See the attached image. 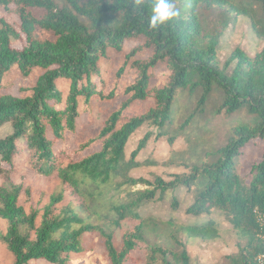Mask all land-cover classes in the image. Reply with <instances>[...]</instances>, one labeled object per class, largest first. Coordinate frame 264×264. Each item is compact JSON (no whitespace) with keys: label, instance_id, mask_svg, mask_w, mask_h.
Masks as SVG:
<instances>
[{"label":"trees","instance_id":"trees-1","mask_svg":"<svg viewBox=\"0 0 264 264\" xmlns=\"http://www.w3.org/2000/svg\"><path fill=\"white\" fill-rule=\"evenodd\" d=\"M154 4L0 0V9L17 19L0 17V129L9 124L11 130L0 138V176L26 165L41 176H59L83 199L65 201L61 193L28 210L20 203L22 186H1L0 218L8 228L0 241L13 264H138L136 253L148 227L142 210L167 197L178 210L177 193L183 188L193 195L186 213L197 221L171 223L182 250L175 254L159 247L154 257L191 264L177 234L214 240L220 235L213 216L218 214L246 239L235 264H262L264 153L252 164L248 185L237 164L250 142L264 141V49L249 56L236 48L223 66L218 57L226 29L240 16L249 17L264 39V0H194L189 10L178 3V17L151 28ZM213 9L224 14L219 28L203 13ZM128 42L136 44L130 51ZM16 81L19 94L13 91ZM216 91L222 97L218 114L251 116L237 122L218 157L170 179L135 177L132 171L143 165L136 158L152 136L173 142ZM185 93L198 100L179 127L176 106ZM94 100L105 109L103 125L93 131L87 124L94 119ZM144 127L148 130L129 157L128 144ZM202 215L207 216L201 220ZM125 222L132 223L129 229L123 228ZM96 231L105 255L86 246L85 238Z\"/></svg>","mask_w":264,"mask_h":264},{"label":"rangeland","instance_id":"rangeland-1","mask_svg":"<svg viewBox=\"0 0 264 264\" xmlns=\"http://www.w3.org/2000/svg\"><path fill=\"white\" fill-rule=\"evenodd\" d=\"M182 3L185 10H189L194 0L175 1V5ZM208 23L216 28L220 27L223 19V11L220 9L204 10ZM6 17L15 22L17 19L14 14L0 9V17ZM44 36L43 33H41ZM142 43V42H141ZM136 44L128 42L130 51ZM240 48L249 56H255L264 49V39L258 37L253 30L249 17L240 16L235 24H231L225 31L221 40L219 51V61L223 66L229 59L234 49ZM144 57V56H142ZM133 70V69H132ZM135 73V70H134ZM20 82L16 81L13 91L19 94ZM187 93L183 94L177 102L176 109L179 112L177 125L180 127L187 118L195 111L198 95L189 97ZM221 94L216 91L210 98L207 107L203 111L195 112L191 121L180 130L177 138L170 142L167 138L156 139L152 136L147 146L137 156V160L143 163L132 171L135 177H144L154 180L157 176L164 179H170L174 174H187L190 172L191 165L213 161L218 157V151L227 145L231 137L235 135L234 127L238 121L247 120L251 116L245 111L228 115L226 113L218 114L221 104ZM93 122L88 123V127L93 131L103 125L104 106L94 100L93 102ZM148 128L144 127L137 131L128 144V156H131L136 149L139 141L144 136ZM10 125L7 124L0 129V138L10 133ZM87 132H92L88 130ZM264 153V141L257 143L250 142L237 164V170L245 183L248 185L252 179L251 166L261 160ZM19 185L22 186L20 203L28 210L30 208H42L49 204L51 198L63 193L66 196L65 201H83V199L74 193L72 187L64 183L59 176L45 177L33 172L28 166L22 165L14 172L8 175L0 176V187ZM144 185H138L137 188H145ZM180 202L178 210L173 209L169 197L159 199L149 204L142 210V215L147 218L148 227L145 232V239L140 249L136 253L138 264H167L162 256L156 258L153 256V250L162 247L169 252L180 254L182 247L174 240V230L171 223L182 224L197 221V218L186 213L187 206L192 202L193 195L186 188L177 193ZM62 203L60 205H64ZM77 206V205H76ZM82 215L88 212L80 210ZM207 215H202L201 220ZM218 221L220 235L214 240L202 241L198 238H188L183 233H178V239L185 243L191 264H235L234 257L238 255L240 246L246 244V239L239 236L238 232L232 227L231 223L224 216L213 215ZM95 218V216L93 217ZM90 218L89 220H93ZM101 225L106 220H98ZM131 222L123 224L124 229L131 227ZM8 228V222L0 218V239ZM120 237L121 230H116ZM86 246L94 250L96 254H104L105 247L103 237L99 231L88 234L85 238ZM105 255V254H104ZM171 256V254H170ZM170 263L175 264L173 258H168ZM14 257L11 252L0 241V264H13ZM37 264H47L46 261H37ZM99 264V263H95ZM103 264H108L104 262Z\"/></svg>","mask_w":264,"mask_h":264},{"label":"clouds","instance_id":"clouds-1","mask_svg":"<svg viewBox=\"0 0 264 264\" xmlns=\"http://www.w3.org/2000/svg\"><path fill=\"white\" fill-rule=\"evenodd\" d=\"M141 0H135L139 4ZM180 15L179 9L176 8L172 0H155L152 14L148 19L149 27L157 28L173 20Z\"/></svg>","mask_w":264,"mask_h":264},{"label":"built area","instance_id":"built-area-1","mask_svg":"<svg viewBox=\"0 0 264 264\" xmlns=\"http://www.w3.org/2000/svg\"><path fill=\"white\" fill-rule=\"evenodd\" d=\"M259 261H260V263L264 264V255H261V256L259 257Z\"/></svg>","mask_w":264,"mask_h":264}]
</instances>
